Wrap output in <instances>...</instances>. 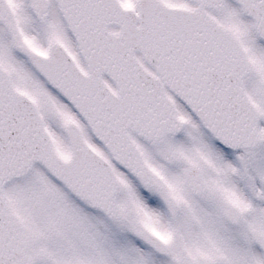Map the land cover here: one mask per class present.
Listing matches in <instances>:
<instances>
[{
	"label": "snow or ice",
	"instance_id": "obj_1",
	"mask_svg": "<svg viewBox=\"0 0 264 264\" xmlns=\"http://www.w3.org/2000/svg\"><path fill=\"white\" fill-rule=\"evenodd\" d=\"M0 264H264V0H0Z\"/></svg>",
	"mask_w": 264,
	"mask_h": 264
}]
</instances>
